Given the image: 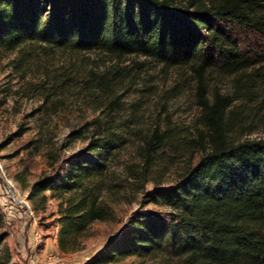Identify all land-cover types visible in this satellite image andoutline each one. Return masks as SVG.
<instances>
[{
    "label": "trees",
    "instance_id": "16d2710c",
    "mask_svg": "<svg viewBox=\"0 0 264 264\" xmlns=\"http://www.w3.org/2000/svg\"><path fill=\"white\" fill-rule=\"evenodd\" d=\"M248 35L264 37V0H0L1 52L143 57L187 69L196 82L202 154L173 187L153 198L169 213L140 216L133 226L128 221L86 264L129 258L264 264V138L237 140L233 97L206 91L210 74L238 84L264 62L242 52L239 39ZM254 77L257 83L260 76ZM106 130L93 133L64 167L29 186L27 199L36 213L57 201L62 254L82 251L94 224L115 220L103 179L119 142L110 124ZM170 138L168 131H154L145 142L147 154L166 148ZM4 226L0 210V231ZM4 239L0 233V264H10Z\"/></svg>",
    "mask_w": 264,
    "mask_h": 264
},
{
    "label": "rangeland",
    "instance_id": "374dc122",
    "mask_svg": "<svg viewBox=\"0 0 264 264\" xmlns=\"http://www.w3.org/2000/svg\"><path fill=\"white\" fill-rule=\"evenodd\" d=\"M239 44L246 56L264 61L263 36L240 37ZM241 80L236 84L232 77L210 74L206 91L233 97L237 140L263 139L264 62ZM196 88L189 70L166 68L143 57L0 51V197L7 180L32 208L29 186L64 167L68 158L85 149L93 133L106 134L110 124L119 142L103 179L115 220L94 224L82 251L57 255L52 248L59 231L57 201L50 200L43 212L32 208L34 220L19 215L21 230L14 227L16 216L0 231L10 264H38L31 250L45 238L50 248L46 257L54 254V264H86L128 221L133 226L140 216L167 215L169 210L153 198L173 187L202 154L197 142L205 131ZM154 131H168L171 138L166 148L148 155L145 142ZM118 264L177 263L171 258H129Z\"/></svg>",
    "mask_w": 264,
    "mask_h": 264
},
{
    "label": "built area",
    "instance_id": "2783aa9c",
    "mask_svg": "<svg viewBox=\"0 0 264 264\" xmlns=\"http://www.w3.org/2000/svg\"><path fill=\"white\" fill-rule=\"evenodd\" d=\"M6 183L5 191L2 197H0V210L4 215L5 224L10 225L17 215L34 220L33 210L28 201L22 199L21 195L9 181L6 180ZM53 259L52 257L48 258L50 261Z\"/></svg>",
    "mask_w": 264,
    "mask_h": 264
},
{
    "label": "crops",
    "instance_id": "0c3cea01",
    "mask_svg": "<svg viewBox=\"0 0 264 264\" xmlns=\"http://www.w3.org/2000/svg\"><path fill=\"white\" fill-rule=\"evenodd\" d=\"M17 218L18 219H16L15 220V228L17 229L16 231H18V230H21L22 228L20 227V224H19V222H18V220H20V217H19V215H17ZM32 229H34V227H32ZM15 231V232H16ZM20 232V231H19ZM21 233V232H20ZM37 235H41V236H43L42 234H41V231L40 230H38L37 231ZM43 242V243H42ZM42 246L40 245V247L39 248H37V250L36 251H34L33 252V249L31 250V253H33V254H35L36 255V257H37V260H38V264H54V262H53V260L52 261H50V260H48L47 258H49V257H52V258H55V256H54V254H48V257H46V253H49V250H50V248H49V239L48 238H45L44 240L42 239ZM52 248H53V251L57 254V255H59V254H62L60 251H59V249H58V244H57V233H56V235H54V237L52 238Z\"/></svg>",
    "mask_w": 264,
    "mask_h": 264
}]
</instances>
